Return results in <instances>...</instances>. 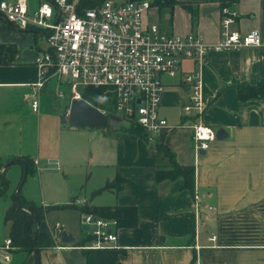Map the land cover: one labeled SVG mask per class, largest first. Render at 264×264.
I'll use <instances>...</instances> for the list:
<instances>
[{
	"label": "crops",
	"instance_id": "0c3cea01",
	"mask_svg": "<svg viewBox=\"0 0 264 264\" xmlns=\"http://www.w3.org/2000/svg\"><path fill=\"white\" fill-rule=\"evenodd\" d=\"M180 1L189 7L175 5L161 10L170 21L163 30L192 31L213 43L219 38L221 19L228 14L232 16L229 30L245 33L257 29L261 43L235 50H208L199 64L192 58L183 59L181 71L175 77L164 78L158 112L167 124L149 132L147 140L121 130L68 125L71 97L62 90L67 86L65 80L56 76L48 79L37 93L46 95L44 105L38 103L33 110L28 93L30 84L37 80L36 58L45 49V43L39 44L38 33L17 28L0 15V42L13 44L16 49L11 62L0 63V171L4 175L6 168L18 162L23 175L25 162L20 158L8 163L10 157H30L33 169L40 162L59 169L60 163L66 166V159L77 155L85 170L93 169L87 175H93L88 182L92 190L117 174L123 176L126 180L121 189L100 193H109L100 200L106 204L100 205L136 207V224L116 228L115 249L121 264H264V98L240 100L235 89L238 82L264 83V0ZM222 2L227 3L223 6L227 13L222 11ZM204 7L210 10L202 12ZM197 69L204 102L200 120L224 131L223 137L212 140L206 149L197 148L190 125L194 118L182 108L190 94L183 76ZM52 90L62 99L49 116L47 94ZM158 143L169 146L180 164L194 166L193 195L182 188L180 176L156 182ZM22 195L33 200L31 195ZM72 199L78 207L97 205L89 204L91 199L85 189L82 194L71 196ZM81 199L83 203L76 202ZM50 202L51 206L70 203ZM45 203L44 200L38 204L47 206ZM64 209L84 214L75 207L53 208L48 212ZM4 225L9 232V225ZM47 226L52 235L54 226ZM80 227L79 239L89 236L82 219ZM62 231L56 239L52 236V247L38 252L9 249L12 255L7 260L0 256V264L82 263L81 245L76 244L79 239L76 240L72 230L74 241L64 243ZM8 238L7 234L4 240Z\"/></svg>",
	"mask_w": 264,
	"mask_h": 264
},
{
	"label": "built area",
	"instance_id": "2783aa9c",
	"mask_svg": "<svg viewBox=\"0 0 264 264\" xmlns=\"http://www.w3.org/2000/svg\"><path fill=\"white\" fill-rule=\"evenodd\" d=\"M81 1L0 0V15L7 22L20 29H35L45 39V49L36 58L37 80L28 93L33 110L38 107L39 90L56 76L66 79L71 99H83L104 113H112L107 110L111 107L112 114L156 132L167 124L158 112L164 78L175 77L183 59L192 58L199 64L208 50H235L261 43L257 29L245 33L229 30L232 16L228 14L220 21L218 40L208 43L195 32L173 33L145 22L144 15L151 7L148 0H103L92 7ZM182 81L190 90L182 108L194 118L190 125L197 148L206 149L215 139V130L200 120L204 102L199 69L183 76ZM82 226L90 236L85 248L117 247L115 219L85 212ZM60 231L56 223L54 239ZM10 244L8 238L2 247L9 250Z\"/></svg>",
	"mask_w": 264,
	"mask_h": 264
},
{
	"label": "trees",
	"instance_id": "16d2710c",
	"mask_svg": "<svg viewBox=\"0 0 264 264\" xmlns=\"http://www.w3.org/2000/svg\"><path fill=\"white\" fill-rule=\"evenodd\" d=\"M103 0H82L84 6L92 7L98 5ZM150 5L157 7L159 11L162 9H172L175 5L187 9L188 4L180 0H152ZM227 3H221L223 7ZM25 31H32L37 34L35 29H26ZM16 52L15 46L9 43L0 42V63H9ZM236 94L240 100L250 98H264V83L250 84L248 82H238L235 84ZM127 121V120H126ZM113 130H121L135 136H139L147 140L148 131H146L139 124L132 120L127 121L125 126L114 128ZM156 153L158 155V163L155 171L156 182L163 180H173L177 177H182V188L187 189L193 195L194 191V166L190 164H180L176 160L175 152L166 144L158 143L155 145ZM22 160L26 164V173L33 170V160L28 156L10 157V161L17 159ZM2 162L0 160V170ZM125 178L119 174L112 179L105 182L100 188L92 191L95 196L105 190L118 191L124 185ZM22 181V180H21ZM8 186V180L0 171V194L5 192ZM75 207L83 213L90 212L94 215L103 218H114L117 220V226L133 227L137 221L136 207L130 205H88L84 204L77 206L74 199L68 204L56 206H43L27 199L22 195L18 188L16 192L11 195V203L5 209L3 222L9 225L8 237L11 241L10 250H20L24 252L39 251L43 248L52 247L54 240L50 230L46 224V214L53 208H70ZM90 239V236H83L77 241V245H81V250L84 256L80 264H121L118 260V250L115 248L92 249L85 248V245Z\"/></svg>",
	"mask_w": 264,
	"mask_h": 264
},
{
	"label": "rangeland",
	"instance_id": "374dc122",
	"mask_svg": "<svg viewBox=\"0 0 264 264\" xmlns=\"http://www.w3.org/2000/svg\"><path fill=\"white\" fill-rule=\"evenodd\" d=\"M150 2L152 0H149ZM157 7L151 5L149 10L144 15V21L149 24H156L160 28H167L170 25V21L166 20L163 16V12H158ZM45 39L44 37H39V44L44 46ZM54 79V78H52ZM64 80H66L64 78ZM78 89L81 91L82 88L79 86ZM62 90L65 93H70L69 85L63 86ZM50 97L49 107L47 109V113L49 116L53 111L55 105H58V100L62 99L58 97L56 93L52 90L47 94ZM45 94L36 96L38 103L44 105ZM56 100V101H55ZM106 106L109 104H105ZM107 110H111L112 113H115L113 108L108 107ZM48 122L49 118H48ZM127 124L126 119H121L118 123V128L121 126H125ZM106 130L107 127H104ZM216 130L214 127H212ZM78 135L79 133H74ZM43 139V138H42ZM66 166L64 164H59V169L53 164H47L40 162L37 168H34L32 171H28L25 174L24 179L22 180V170L20 163H12L6 170L4 171V177L8 180V186L5 189V192L0 194V246L5 241V237H7L8 229L5 227L3 223V214L5 209L11 203V195L16 192L18 188H20V192L27 197L30 196L35 202L42 203L44 200L46 201V205L51 206L50 201H57V203H66L70 202L71 196L74 194H82L84 189L86 190L89 204H106L100 200H103L108 196L109 193H103L97 195V197L93 198L91 194L92 189H90L88 182L92 181L93 175L88 177L87 175L93 171L88 167L85 170V166L83 168V164L79 162V157L77 155L70 156L66 159ZM22 180V181H21ZM87 187L89 189H87ZM83 188V189H81ZM93 198V199H92ZM82 216L78 215L75 209H64L62 211H50L46 215L47 224L49 226H54L56 223L60 224V229L65 230L67 232L74 233L76 240L79 239L82 228L80 227ZM67 229V230H66ZM71 229V230H70ZM85 233V232H84ZM12 252L7 251L3 247H0V256H11Z\"/></svg>",
	"mask_w": 264,
	"mask_h": 264
},
{
	"label": "water",
	"instance_id": "95a60500",
	"mask_svg": "<svg viewBox=\"0 0 264 264\" xmlns=\"http://www.w3.org/2000/svg\"><path fill=\"white\" fill-rule=\"evenodd\" d=\"M206 10H210V8L204 7L202 12ZM120 121V116L112 113H104L83 99L70 100L66 120L67 124L70 126L107 127L108 131H112ZM223 135L224 131L221 127L215 130V138L220 139ZM25 174L26 168L24 163L22 180L24 179ZM61 241L64 243H70L74 241V237L71 233L63 230L61 232Z\"/></svg>",
	"mask_w": 264,
	"mask_h": 264
},
{
	"label": "flooded vegetation",
	"instance_id": "af4514ba",
	"mask_svg": "<svg viewBox=\"0 0 264 264\" xmlns=\"http://www.w3.org/2000/svg\"><path fill=\"white\" fill-rule=\"evenodd\" d=\"M118 125V124H117Z\"/></svg>",
	"mask_w": 264,
	"mask_h": 264
}]
</instances>
